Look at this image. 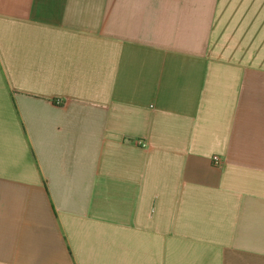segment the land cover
Listing matches in <instances>:
<instances>
[{
	"label": "crops",
	"instance_id": "0c3cea01",
	"mask_svg": "<svg viewBox=\"0 0 264 264\" xmlns=\"http://www.w3.org/2000/svg\"><path fill=\"white\" fill-rule=\"evenodd\" d=\"M0 264H264V0H0Z\"/></svg>",
	"mask_w": 264,
	"mask_h": 264
},
{
	"label": "built area",
	"instance_id": "2783aa9c",
	"mask_svg": "<svg viewBox=\"0 0 264 264\" xmlns=\"http://www.w3.org/2000/svg\"><path fill=\"white\" fill-rule=\"evenodd\" d=\"M212 165L216 168H222L225 164V159L219 155L212 156Z\"/></svg>",
	"mask_w": 264,
	"mask_h": 264
}]
</instances>
